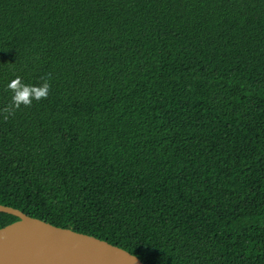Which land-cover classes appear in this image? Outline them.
Wrapping results in <instances>:
<instances>
[{"label":"trees","instance_id":"obj_1","mask_svg":"<svg viewBox=\"0 0 264 264\" xmlns=\"http://www.w3.org/2000/svg\"><path fill=\"white\" fill-rule=\"evenodd\" d=\"M16 77L47 97L12 107ZM0 205L144 264H264V0H0Z\"/></svg>","mask_w":264,"mask_h":264},{"label":"water","instance_id":"obj_2","mask_svg":"<svg viewBox=\"0 0 264 264\" xmlns=\"http://www.w3.org/2000/svg\"><path fill=\"white\" fill-rule=\"evenodd\" d=\"M0 213L17 218L0 228V264H144L105 240L56 227L16 208L0 205Z\"/></svg>","mask_w":264,"mask_h":264},{"label":"clouds","instance_id":"obj_3","mask_svg":"<svg viewBox=\"0 0 264 264\" xmlns=\"http://www.w3.org/2000/svg\"><path fill=\"white\" fill-rule=\"evenodd\" d=\"M8 88L11 89L13 93L12 107L17 108L21 104L27 106L31 105L33 100L39 101L42 98H46L50 85L47 81L38 86L27 85L21 82L20 77H16L14 80L9 82Z\"/></svg>","mask_w":264,"mask_h":264}]
</instances>
